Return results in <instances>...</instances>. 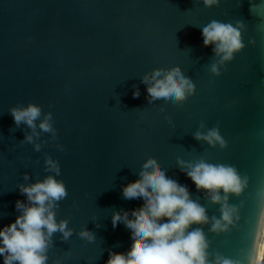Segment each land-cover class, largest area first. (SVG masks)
<instances>
[{"label": "water", "instance_id": "1", "mask_svg": "<svg viewBox=\"0 0 264 264\" xmlns=\"http://www.w3.org/2000/svg\"><path fill=\"white\" fill-rule=\"evenodd\" d=\"M212 21L242 25L244 47L223 64L202 44ZM154 69L180 72L192 94L173 104L153 100L142 78ZM28 103L40 106L41 118L51 113L54 135L37 127L33 142L25 140L32 130L16 126L9 109ZM212 128L223 148L194 138ZM148 159L205 209L209 222L191 227L202 229L209 261L247 264L264 207V0H0V227L19 215L16 200L27 203L18 185L53 175L66 189L55 218L72 234H52L46 264H105L109 250L131 251L128 230L113 228L111 217L143 210L121 186L138 179ZM201 159L246 178L241 194H228L235 212L225 231L210 230L221 205L177 163Z\"/></svg>", "mask_w": 264, "mask_h": 264}, {"label": "clouds", "instance_id": "2", "mask_svg": "<svg viewBox=\"0 0 264 264\" xmlns=\"http://www.w3.org/2000/svg\"><path fill=\"white\" fill-rule=\"evenodd\" d=\"M203 3L212 6L217 0H203ZM254 7L258 6L251 5L250 11ZM241 26L240 23L233 27L232 24L212 21L201 29L203 46H211L213 53L220 57V64L230 61L244 47L239 30ZM210 71L218 74L217 64L211 65ZM142 82L149 97L165 104L183 101L194 88L180 72H163L160 69L145 75ZM133 96L138 97L139 91H134ZM9 112L16 126L23 123L32 130L31 135H25L29 143L33 142L34 135H39L37 127L41 132L55 134L51 113L43 114L41 118L42 111L37 104L12 107ZM194 138L210 146H225L216 128L204 134L197 132ZM39 147V144H34L37 151ZM177 163L182 169H187L185 175L197 191L208 193L212 203L221 205V218L212 219L210 230L225 231L235 212L226 203L228 194H241L246 187V178L242 179L232 166L210 164L203 159ZM45 164L50 172L59 175L56 161L46 158ZM138 177L121 186V194L127 200L142 204L143 210L134 209L131 213L121 210L113 212L111 217L113 228L119 222L128 230L131 251L119 253L109 250L105 264H240L219 255L214 261H209L208 244L202 229L191 227L206 224L209 218L205 209L190 198L186 186L168 178L151 159L142 164ZM24 179H28L26 174ZM18 190L26 197L27 203L16 200L14 207L19 215L0 227V260L2 264H46V251L52 234L60 232L65 240L72 234L67 221L57 222L55 218L57 202L66 196L65 186L55 176L49 175L32 184L18 185ZM79 235L88 241L94 239L88 230H82ZM245 259L247 264H264V207L256 219L251 249Z\"/></svg>", "mask_w": 264, "mask_h": 264}]
</instances>
